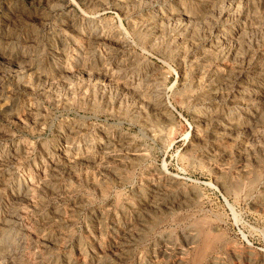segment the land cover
Masks as SVG:
<instances>
[{
	"label": "rangeland",
	"instance_id": "374dc122",
	"mask_svg": "<svg viewBox=\"0 0 264 264\" xmlns=\"http://www.w3.org/2000/svg\"><path fill=\"white\" fill-rule=\"evenodd\" d=\"M0 264H264V0H0Z\"/></svg>",
	"mask_w": 264,
	"mask_h": 264
},
{
	"label": "bare ground",
	"instance_id": "6f19581e",
	"mask_svg": "<svg viewBox=\"0 0 264 264\" xmlns=\"http://www.w3.org/2000/svg\"><path fill=\"white\" fill-rule=\"evenodd\" d=\"M97 32V31H96ZM100 35V34H99ZM123 41H121V43H122ZM106 73V72H105ZM157 79V78H156ZM149 80V79H148ZM144 85V84H143ZM138 88V87H137ZM146 90V89H145ZM149 90V89H148ZM153 90V89H152ZM157 91V90H156ZM161 91V90H160ZM192 92V91H191ZM153 93V92H152ZM139 94V93H138ZM156 97H159V96H156ZM149 99H151V98H149ZM161 99V98H160ZM149 101V100H148ZM152 101V100H151ZM142 102V101H141ZM158 102V101H157ZM148 104V103H147ZM157 106V105H156ZM155 107V106H154ZM156 109V108H155ZM156 121V120H155ZM155 124V123H154ZM150 125V124H149ZM158 127V126H157ZM153 129V128H152ZM151 130V129H150ZM159 130V129H158ZM152 133H153V131H152ZM127 143V142H126ZM139 158V157H138ZM247 172V171H246ZM257 172H259V171H257ZM233 181V180H232ZM170 185V184H169ZM237 185V184H236ZM241 185V184H240ZM170 187V186H169ZM232 187V186H231ZM236 187V186H235ZM237 188V187H236ZM232 189H234V188H232ZM168 190V189H167ZM193 195V194H192ZM155 197V196H154ZM190 200V199H189ZM153 203V202H152ZM150 204V203H149ZM153 207V206H152ZM168 209V208H167ZM199 225V224H198ZM199 227V226H198ZM201 234V233H200ZM212 238V237H211ZM202 239V238H201ZM211 240V239H210Z\"/></svg>",
	"mask_w": 264,
	"mask_h": 264
}]
</instances>
